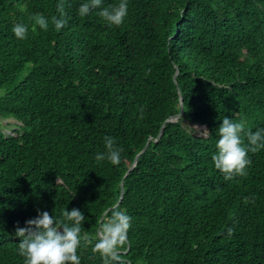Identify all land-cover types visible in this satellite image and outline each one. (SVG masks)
Instances as JSON below:
<instances>
[{"label": "trees", "instance_id": "trees-1", "mask_svg": "<svg viewBox=\"0 0 264 264\" xmlns=\"http://www.w3.org/2000/svg\"><path fill=\"white\" fill-rule=\"evenodd\" d=\"M81 2L18 39L57 0H0V264H23L15 229L38 210L79 208L95 237L114 202L132 217L128 264H264V149L228 180L211 160L224 116L264 128V0H128L119 26ZM32 130L57 137L36 147ZM106 135L119 165L94 159Z\"/></svg>", "mask_w": 264, "mask_h": 264}, {"label": "clouds", "instance_id": "clouds-1", "mask_svg": "<svg viewBox=\"0 0 264 264\" xmlns=\"http://www.w3.org/2000/svg\"><path fill=\"white\" fill-rule=\"evenodd\" d=\"M104 5L105 0H83L78 5L77 14L87 17L95 10L106 25H121L128 15V0ZM56 11L59 15L51 18L52 24L49 23V18L38 15L35 17V23L30 26L15 24L12 29L14 35L18 39H24L27 32L36 36L42 32H58L67 24L64 0H57ZM30 133L31 143L36 147L42 146L40 143L46 139L57 137V134L49 132L32 130ZM216 136L215 151L211 160L214 168L224 174L226 180L237 175H246V168L251 164L248 153L264 149V128L253 131L246 128L243 121L234 122L228 116L222 118L216 128ZM245 138L247 144L244 143ZM103 144L104 150L97 152L94 159L97 162L107 161L111 165H119L123 149L118 146L115 138L106 135ZM50 173L54 176L58 173L55 166ZM50 179L52 177L45 178L44 181L51 182ZM107 212L111 214L106 220H101L96 236L89 237L81 234L82 222L88 217L79 208L64 207L59 217L49 214L48 211L38 210L37 215L26 220L23 227H16L15 236L20 238L16 251L23 264H81L77 250L82 246V242L86 241L91 247V252L100 257L102 264H128L123 256L128 250V232L132 217L126 210L120 209L118 202H114L111 208L106 210V214Z\"/></svg>", "mask_w": 264, "mask_h": 264}, {"label": "water", "instance_id": "water-1", "mask_svg": "<svg viewBox=\"0 0 264 264\" xmlns=\"http://www.w3.org/2000/svg\"><path fill=\"white\" fill-rule=\"evenodd\" d=\"M180 116H181V112H180L179 115L170 118L169 121H176V120H178V119L180 118ZM162 130H163V126L161 127V129H160V131H159V133H158V136L161 135ZM146 147H147V146L145 145L144 148H143V149H142V150H141V151L135 156V159H134V162H133V165H132V166L135 165V163H136V161L138 160L140 154L146 149ZM132 166H131V168H132ZM131 168H130V169H131ZM129 171H130V170H128V172H129ZM121 193H122V190H121ZM101 220H102V218L100 219V221H101Z\"/></svg>", "mask_w": 264, "mask_h": 264}]
</instances>
